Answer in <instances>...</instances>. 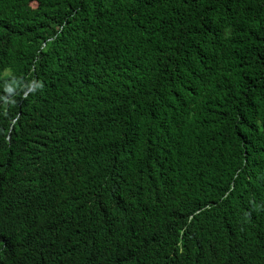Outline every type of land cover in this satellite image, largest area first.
<instances>
[{
  "label": "trees",
  "instance_id": "trees-1",
  "mask_svg": "<svg viewBox=\"0 0 264 264\" xmlns=\"http://www.w3.org/2000/svg\"><path fill=\"white\" fill-rule=\"evenodd\" d=\"M0 264H264V0H0Z\"/></svg>",
  "mask_w": 264,
  "mask_h": 264
}]
</instances>
